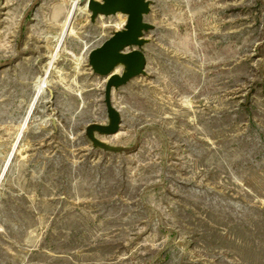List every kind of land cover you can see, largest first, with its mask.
<instances>
[{"label": "rangeland", "instance_id": "1", "mask_svg": "<svg viewBox=\"0 0 264 264\" xmlns=\"http://www.w3.org/2000/svg\"><path fill=\"white\" fill-rule=\"evenodd\" d=\"M148 1L112 153L87 56L125 16L0 0V264H264V0Z\"/></svg>", "mask_w": 264, "mask_h": 264}, {"label": "water", "instance_id": "2", "mask_svg": "<svg viewBox=\"0 0 264 264\" xmlns=\"http://www.w3.org/2000/svg\"><path fill=\"white\" fill-rule=\"evenodd\" d=\"M87 9L91 22L99 15L117 14L125 16V22L121 29L112 31L107 39L88 53L87 63L92 73L106 80L103 103L107 123H90L85 128V135L93 148L112 153L127 152L130 148L108 144L99 137L116 133L120 125V114L111 101L112 90L145 74L144 46L147 39L144 35L151 28L145 16L149 13L150 3L148 0H87Z\"/></svg>", "mask_w": 264, "mask_h": 264}]
</instances>
